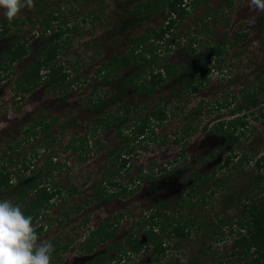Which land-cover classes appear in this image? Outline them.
<instances>
[{
	"label": "rangeland",
	"instance_id": "obj_1",
	"mask_svg": "<svg viewBox=\"0 0 264 264\" xmlns=\"http://www.w3.org/2000/svg\"><path fill=\"white\" fill-rule=\"evenodd\" d=\"M33 1L31 5L25 3L16 16L18 23L11 24L10 29L19 38L28 37L29 53L13 63L10 75L5 76V71H0V150L8 144L13 146L12 156L4 157V161H9L11 157V168H17L24 156L31 159L35 173L39 169L45 172L49 155L53 162L60 164L57 168L54 167L55 163L48 165L51 168L49 181L63 186L60 188L63 193L55 196V203L47 211H42L33 222L34 227L43 224L38 241H50L54 248L55 244L62 248L54 251L56 254L52 256L51 264H77L79 261V264H86L97 253H104L102 262L121 264L122 261L113 262L112 259L115 248L128 247L125 243L128 235L136 239L131 246L147 243V233L133 225L140 219L141 212H154L153 204L157 201H166L173 207L177 200L187 198L186 192L182 193L183 197H179V194L183 184L193 182L190 170L194 168L198 174L209 177L206 184L200 187L201 190L209 193L215 189L213 197L196 209L194 215L199 220L217 214L218 217L230 216L232 225L224 226L225 234L219 237L220 240L202 237V231L182 240L173 238L160 260L152 258L151 246L147 250L144 248L145 251H132L128 255L132 260L130 264H181L182 259L195 260L199 264L217 261L237 264V252L241 247L233 249L232 241L247 234V230L236 224L242 215V203L249 206L251 201L256 202L264 194V170L256 165L260 156L263 157L261 164H264V92L255 91L257 86L264 83V46L257 29V20L262 12L250 8L249 0H198L195 6L187 7L188 13L182 20H176L173 31L163 42L148 45L147 54H155L160 64H171L176 70L168 77L173 84L147 97L149 110H155L167 102V115L160 124L151 125L154 128L152 136L146 135L141 142L129 144L128 152L123 155L127 164L123 169L116 170L118 173L115 177L118 183L134 188L138 183L133 182L136 176L153 172L159 183L156 190L148 191L146 185L154 181L153 178L148 179L138 184L133 192L125 193V197L117 196L103 202L93 200L95 187L89 186L111 172L113 159L108 151L120 143V138L116 135V128L110 124L106 127L95 126L98 114L92 111L88 99L96 94L105 95V98L121 95V103L109 106L107 111L122 110L123 104L130 105L126 114L127 126L123 131L128 137L134 136L129 124L149 111L141 109L145 100L138 92L131 91L130 86L122 89L134 65L126 66L113 76L103 77L97 71L99 64L107 57L124 55L128 50L126 37L135 30L124 33L118 30L119 24L126 18L123 9L125 0H48L49 9L58 8L62 13V22L57 21L54 28L63 22L69 26L64 36L69 46L63 48L58 57L69 74V84L63 88L57 85L55 90L42 80L36 88L23 92L15 88V79L32 61L33 54L46 36L41 35L39 30V21L45 13H41ZM132 1L129 7L141 0ZM90 11L98 14L93 23ZM4 16L3 9H0V24ZM167 19L166 13L159 9L145 21L139 22L136 32L147 24L159 26ZM54 32L49 30L46 34L50 37ZM187 35H196L201 43L223 40L228 44L226 53L213 61L216 67L209 74V82L193 93L185 84L188 80L185 72L192 70L197 58L207 49L203 46L198 52L191 53L184 46H178L181 37ZM4 49L5 42L0 36V56ZM183 74L185 78L180 80ZM94 85L96 92H93ZM254 99L255 104L251 103ZM238 104L242 106L241 111L232 114ZM207 106L213 110L206 111ZM238 114L245 116L247 137L241 138L240 144L232 152V163L220 167L229 146L211 128L218 120L227 121ZM40 119L48 123V129L41 132L34 127L36 137L25 141L24 130ZM187 124L192 127L187 129ZM177 135L182 136L179 143L173 141ZM159 137L166 138V143L160 144ZM19 140L22 141L17 145ZM34 151L36 154L32 153ZM184 156L186 159H183ZM245 156L249 161L240 164L239 158ZM185 167L187 169L183 173L173 175L174 171ZM254 178L261 187L255 185ZM213 180L221 184L216 187ZM70 184L76 185L78 192L66 198L65 191ZM111 190H117V186ZM0 199L11 198L6 190H0ZM72 205H79L80 209L72 212L69 210ZM19 206L22 208L23 205ZM66 210L70 213L68 218L64 216ZM117 213L121 218L116 233L108 240L99 242L91 253L80 250V243L88 242L86 238L90 230L105 220L111 222V217ZM59 220H62L61 223H58ZM255 250L257 248L253 247L251 254L256 253ZM128 257H125L126 261Z\"/></svg>",
	"mask_w": 264,
	"mask_h": 264
},
{
	"label": "trees",
	"instance_id": "obj_2",
	"mask_svg": "<svg viewBox=\"0 0 264 264\" xmlns=\"http://www.w3.org/2000/svg\"><path fill=\"white\" fill-rule=\"evenodd\" d=\"M47 1L48 0L33 1L35 7H39L40 12L45 13L43 18L39 21V30L41 35L46 36H44L40 48L33 54L32 61L25 66L23 72L15 79V88L23 92L36 88L42 80H45L46 84L55 90L57 85L63 88L66 87V84H69V81H67L69 74L64 68V62L58 59L61 50L69 46L67 40L63 37L68 32L69 26L66 22H63L56 25L57 28H54V24L57 23V21L62 22V13L58 8L49 9ZM185 1L186 0H159L158 2H152L150 0H141L133 4L132 7H129L130 3H133L132 0L123 1V9L126 13V18L119 25L120 32H124L131 26L136 27L139 22L145 21L149 18L151 13L158 12L159 9L164 11L166 17H168V19L159 26L147 24L141 31L128 35L127 40L129 43L127 52L124 55L113 54L107 57L105 61L99 64L97 69L98 73L106 77L117 75L126 66L134 65L135 68L125 79V84L122 89H125L126 86H130L132 91L138 92V94L144 98L145 101H143L141 109L149 110L148 98L152 94H158L159 91L174 83L171 81L169 82L168 77L170 74L176 73L175 67L165 62L160 64L158 56L155 54H147L148 51L146 49L149 44L163 42L166 36L173 31L176 20L180 21L185 17L188 13L185 7ZM190 3L192 6H195L198 0H191ZM225 5L227 4L225 3ZM90 13L91 23H93L98 14H93V11H90ZM260 15L261 18L257 27L260 32V42L264 46V13ZM16 23H18L16 17L9 22L6 16H4L0 24V36L5 42V49L0 56V71H5V76L11 74V68L14 62L21 60L29 53V46L27 43L28 37L21 36L22 38H19L10 31L11 24ZM49 30L55 31L50 37L46 34ZM177 44L178 46H184L185 49L191 53L198 52L203 46H206L207 49L204 54H201L197 58V62L192 66V70H187L185 72L188 77L185 84L189 86L190 92L193 93L198 90L199 86L206 85V83L209 82V74L212 69L216 67L213 61L218 60L219 57L226 53L228 44L223 40L219 42L211 41L209 43H201V40H199L196 35L181 37V43ZM183 77L185 78L184 74L180 76L179 79L182 80ZM1 79L0 72V80ZM255 91L264 92V83L257 86ZM93 92H96L95 85ZM173 95L176 94L174 93ZM120 99L122 100V97ZM120 99L118 96L105 99V95L103 96L101 94H96L95 97L88 99L92 111L98 114V117H96L94 121L95 126L97 127L99 124L101 127H106L110 124L116 128V135L120 138V143L108 151V155L113 159L110 167L112 170L110 173H107L108 175L105 173L103 177L96 181L93 200L107 201L117 196L125 197L123 196L126 195L125 193L133 192L138 187V184L151 178H153L154 181L146 185L147 190H153L159 183L156 182V177H154L153 172H147L136 176L133 182L135 183V181H137L138 183L136 186L134 185V188H131L129 185L118 183L115 175L118 173V169H123L127 164V159L123 157V155L128 152L129 144L133 141H137V143L141 142L145 139L146 135L152 136V134H154V128L151 127V125H158L166 119L167 111L165 106L167 102L162 106H156L157 108L155 110H149L144 116H141L140 119L133 122V124H129L131 126L130 131L134 136L128 137L127 134H123V131L125 126H127V124H125L126 114L130 110V105L123 104L122 110H106L108 106L117 104ZM254 102H256L255 99L251 101V103L255 104ZM241 109V104H238L236 108L232 110V114L239 113ZM211 110H213V108H210V106L206 107V111L209 112ZM119 112L121 113L119 114ZM243 114H238L227 121L225 119L218 120L211 128L212 131H217L223 137L224 143L229 146L227 154L219 165L220 167H226L232 163L234 159V153L232 154V152H234L240 144L241 138L247 137V134H245L247 122ZM34 127L44 132L49 126L45 120L40 119L35 121L32 126L24 130L25 134L23 139L25 141H30L36 137L37 134L35 130H33ZM191 127L190 124L186 125L187 129ZM181 137L177 135L173 141L179 143ZM84 139L86 140V136ZM158 139L160 144L166 143L167 140L164 137H159ZM21 141L22 140H19L17 145H19ZM13 149V146L8 144L5 148L0 150V190H6L13 203L23 205L21 208L22 211L32 216L33 223L34 220L40 216L42 211H47L48 207L55 203V196H59L63 193L60 189L63 186L49 181V172L51 170L49 166L55 163L50 155L48 156L45 172L42 173L41 171L43 170L39 169L38 172L35 173L34 166L31 167V159H26L25 156L19 160V166L17 168H11V157H9V161H4L5 155L12 156L11 152ZM32 153L36 154L35 151ZM183 154L184 152L181 151V155ZM183 159H186V157L184 156ZM262 159L263 157L260 156L256 160V165L258 169L262 168L264 170V164H261ZM247 161H249L247 156L239 158L240 164ZM59 165L60 164L57 162L54 167L57 168ZM116 166H118V168H113ZM184 169L187 168L185 167L178 171H174L173 175L183 173ZM28 170L30 172H28L27 175L26 172ZM105 172H107V170ZM190 172L193 182L183 186L179 194V197H183L182 193L186 192L188 197L183 198L181 201L177 200L173 207H170L166 201H157L153 204L154 212H141L140 219H137L133 225L137 228L140 227L147 233V243H138L135 246H131L136 239L128 235L125 239V243L128 247L119 246L115 248L114 258L112 259L113 262L122 261L121 264H130L132 260L128 255L132 251H145V249H150V246L152 258L160 260V257L164 256L169 249L171 239L178 238L182 240L191 234L196 235L199 231H202V237L220 240L219 237L225 234L224 226L232 225V218L230 216L218 217L217 214L214 217L207 216L208 218L203 217L199 220L198 217L194 215L196 209L213 197L215 189L211 190L209 193L204 189L201 190L200 187L206 184L209 177L198 174L195 168L190 170ZM257 178H254L256 182L255 185L261 187ZM166 179L169 178H165V180ZM212 183L216 187L221 184L218 180H213ZM115 186H117V190L112 191L111 188ZM76 187V185L70 184L65 191V197L74 196V194L78 192ZM242 205V215L236 220V224L241 229L247 230V234L242 235V237L233 238V249L241 247L237 252V264H264V194L256 202L251 201L249 206L244 202ZM70 209L72 212L78 211L80 206L72 205L69 210ZM191 213H193L192 216H190ZM69 215V211L66 210L64 215L65 218H68ZM111 218V222L105 220L90 230L86 238L88 242H81L79 245L80 250L91 253L99 242L108 240L116 233L117 227L120 224L119 219L121 215L117 213ZM61 221L62 220H59L58 223H61ZM83 222L86 223L85 220ZM34 229L37 234L41 233L43 224L35 226ZM229 231L231 232V230ZM55 245L56 252L58 249H62L60 245ZM253 247H256L257 250H255L256 253L251 254L250 250ZM201 250L200 248L199 251L201 252ZM56 252H54L53 255L56 254ZM125 257H128L127 261ZM102 260H104V253H97L94 254L86 264H96L97 262H99V264H108L111 262H102ZM187 264L199 263L195 260H188ZM211 264L225 263L217 261Z\"/></svg>",
	"mask_w": 264,
	"mask_h": 264
},
{
	"label": "clouds",
	"instance_id": "obj_3",
	"mask_svg": "<svg viewBox=\"0 0 264 264\" xmlns=\"http://www.w3.org/2000/svg\"><path fill=\"white\" fill-rule=\"evenodd\" d=\"M25 3L31 5L32 0H0V9L11 22ZM249 7L264 13V0H249ZM32 221L18 204L0 199V264H51L54 245L38 241Z\"/></svg>",
	"mask_w": 264,
	"mask_h": 264
},
{
	"label": "flooded vegetation",
	"instance_id": "obj_4",
	"mask_svg": "<svg viewBox=\"0 0 264 264\" xmlns=\"http://www.w3.org/2000/svg\"><path fill=\"white\" fill-rule=\"evenodd\" d=\"M186 1H187V2H186ZM186 1H185V2H186V6H185V7H186V10L188 11V8H187V7L192 6V5H191V3H190L191 0H190V2H188V0H186ZM187 5H188V6H187ZM149 17H150V16H149ZM260 18H261V15H260L259 19L257 20L258 23H259V21H260ZM147 19H148V18H147ZM83 21H85V19H83ZM120 24H121V23H120ZM120 24H119V25H120ZM138 25H139V24H137V26H136L137 28L134 27V26L128 27V29H126L124 32L129 31L130 29H134L135 31H134L133 33H135V32H136V29L138 30ZM150 25H151V24H150ZM257 26H258V25H257ZM118 27H119V26H118ZM143 27H144V26H143ZM257 29H258V27H257ZM118 30H119V33H124V32H120V29H119V28H118ZM258 31H259V30H258ZM259 33H260V32H259ZM128 35H130V34H128ZM128 35H127V36H128ZM64 36H65V35H64ZM64 36H63V37H64ZM126 38H127V37H126ZM259 39H260V35H259ZM42 42H43V40H42ZM127 46H128V44H127ZM23 58H24V57H23ZM23 58H22V59H23ZM22 59H21V60H22ZM19 61H20V60H19ZM123 86H124V84H123ZM123 86H122V88H123ZM130 90L132 91L131 88H130ZM130 90H129V91H130ZM121 94H122V93H121ZM101 95H102V94H101ZM114 96H116V95H114ZM114 96H111V97H114ZM117 96L119 97V99L121 98V95H117ZM111 97H108V98H111ZM105 99H107V98H105ZM118 102L121 103V99H120ZM114 105H115V104H113V106H114ZM110 106H112V105H110ZM108 107H109V106H108ZM106 110H107V109H106ZM263 115H264V114H263ZM95 184H96V182H93L92 185H90L89 187H94ZM157 185H158V184H157ZM157 185H156V187L153 189V191L156 190ZM183 186H185V184H183ZM183 186H182L181 188H183ZM148 191H149V190H148ZM103 202H107V201H103ZM78 261H79V260H78ZM79 263H80V261H79L77 264H79Z\"/></svg>",
	"mask_w": 264,
	"mask_h": 264
}]
</instances>
